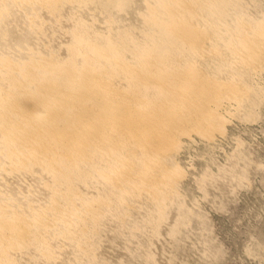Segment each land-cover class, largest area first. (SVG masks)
I'll return each instance as SVG.
<instances>
[{
	"label": "bare ground",
	"instance_id": "6f19581e",
	"mask_svg": "<svg viewBox=\"0 0 264 264\" xmlns=\"http://www.w3.org/2000/svg\"><path fill=\"white\" fill-rule=\"evenodd\" d=\"M5 1H10V4L12 1L19 3L21 7L45 9L46 12L54 14L55 17V13H59V9L66 5L74 4L75 6V3H78L80 7V4L82 5L84 2L87 4L92 0ZM5 1L4 3L7 4L8 2ZM106 1L109 4H115L117 0ZM153 3V5L148 4L147 13L144 14L143 21L146 25L142 31V40H134L128 32H125L121 39L117 40L118 42L99 34H94L93 37L95 38L92 39L88 36L90 34L86 27H78L76 23L77 27H74L75 30L74 32L72 30L70 35L72 42L67 46V54L70 55L64 61L57 60L50 54L51 52L46 51L47 55L43 50L36 52L35 49L33 50L28 46L17 49V52L12 51L13 54L6 52L0 54V166H3L1 162H5L12 174L15 171L22 173L37 166L42 171L47 172V175L50 174L54 179L52 181L56 184L62 182L66 184L67 182L68 185L71 178L68 176L69 174L73 177L78 174L77 176L80 175V178L82 175H86V177L87 175L93 177L95 175L106 181L108 185L110 184L115 191L122 192L127 187H131L134 192L141 193L143 191L147 193L148 196H152L151 198L156 202L155 204L158 205L159 209L163 208L159 199L170 194L175 196L176 191L174 190L180 180H178V170L171 167V162H173V156L176 155L180 145H182L181 142L193 134L206 139L211 138L217 131L221 132L224 125L222 118L224 117H221L223 114L218 113L219 109L231 101L240 102L239 96L246 91L242 85L245 92L242 91L239 84H226V81L220 82L223 81L222 79L219 80L218 78L219 81L212 79L210 73H215L214 70L208 72L211 76L209 78L206 76L208 74L204 73L203 68L199 67V59L202 61L206 57L208 59V54L212 53L208 52V42L212 38L209 32H215L211 30L212 26L208 29L211 31L208 32V26L203 29L204 23H202L203 28L198 25L202 19L204 20L203 16L210 14L206 15L202 11L216 8L215 3L212 4V0H155V2L153 0ZM5 4L4 6H6ZM4 6H0V18L9 14L8 6L5 8ZM70 7L72 9V6ZM12 10L14 11V9ZM34 12L36 11H33L32 15L35 14ZM39 12L35 14L37 17ZM10 13L12 12L10 11ZM219 13L220 10L218 13L216 12L218 14L216 17L219 16ZM212 15L215 16V13ZM212 15L210 14L211 18ZM11 16L9 17L11 18ZM5 18H1L0 22ZM8 19L7 17L6 20ZM35 20L32 19L33 23L36 22ZM3 21L1 24H4ZM203 22L206 23V21ZM209 22L207 23L209 24ZM239 25L241 26V24ZM245 27L246 29L249 28ZM261 27L253 33L254 38L251 36L253 34L250 35L253 38L251 39L252 50L250 53L248 52L250 45H244L250 41L248 38V40L243 39L245 37L243 35L246 34L241 35L243 37L240 39L247 41V43L241 42L242 44H240L241 40H239L241 48L238 50L242 56L236 54L239 57V60L236 61H241L239 62V64H243L241 68H245L241 72H250L249 69L252 70V68L249 66L255 67L256 62L261 60L260 56L252 54L264 48V27ZM33 28H29V30L34 31L35 28ZM253 29L250 28L248 32L251 33L250 30ZM37 30L34 31V35H38L35 34ZM41 30L38 31L39 34ZM242 31L241 33H243ZM31 33L33 32L31 31ZM40 36L42 35L40 34ZM3 37V41L0 40L2 41V43L0 42L1 45L4 43L5 37ZM246 37L248 36L246 35ZM236 42L238 43V40ZM231 46L230 48H232ZM230 48H228V52H230ZM235 49L234 52L238 51ZM217 51H215L216 54ZM231 52L234 53L233 50ZM220 54L223 53L219 52ZM259 57L260 60H258ZM259 63L257 62V64ZM236 64L239 65L237 62ZM200 65L202 67V64ZM222 65L221 67L224 69L226 65ZM210 66L212 67V65ZM230 68L227 69L230 70ZM232 68L237 72L238 68ZM214 69H217L216 66ZM219 69H221V73L224 72L222 68ZM227 72L229 74L230 71ZM220 74L215 75L220 77ZM232 74H235L234 71ZM237 81L235 82L237 83ZM31 173L33 172L31 171ZM34 174H36L35 171ZM84 176L82 178H85ZM49 179L51 180L50 177ZM75 179L73 178L74 181H76ZM81 179L78 181L81 182L83 180ZM54 183L52 182L50 185L52 186L51 191ZM60 184V187L65 185ZM55 187L52 199L50 198V202L47 204L51 211L39 209L40 211L37 210L39 212H36L35 206L30 207L31 205H29L35 212L33 216L30 213V216H25L22 214L23 211L16 214L13 204H19L15 202L17 200L13 201L12 198V202H15L12 204L13 208L12 202L10 203L11 198L4 201L3 198L6 195L0 193L2 197L4 196L0 198L7 202H0V264H3L7 257L9 258L8 252L15 246H30L37 238L38 243V236L42 233L40 230L45 232V230L50 231L55 228L58 230V227H63L64 230L68 227L72 228L74 218L76 220L75 226L80 224V220L84 217L76 218L78 215L73 211L77 208L73 204L75 199L70 197L72 195L76 197V193L72 191L73 194L65 197L69 193L66 192L73 187L70 190L66 187L64 190L61 187L66 191H62L64 192L63 195ZM79 200H76V203ZM26 201L22 203L25 204ZM90 204L86 206L87 208L82 205L87 212H84V216L94 212V204ZM84 205L86 204L84 203ZM17 207L20 206H16V209ZM72 207L75 208L72 209ZM19 209L21 210V208ZM27 209L29 208L27 207ZM61 209L66 210V212L67 209L71 210L69 212L70 217L58 215L57 212ZM86 218L88 219V217ZM78 229L76 230L78 231ZM68 232L71 235L70 229ZM38 233L39 235L36 236ZM81 239L79 238V240ZM64 240L66 241V239Z\"/></svg>",
	"mask_w": 264,
	"mask_h": 264
},
{
	"label": "rangeland",
	"instance_id": "374dc122",
	"mask_svg": "<svg viewBox=\"0 0 264 264\" xmlns=\"http://www.w3.org/2000/svg\"><path fill=\"white\" fill-rule=\"evenodd\" d=\"M4 1L0 0L1 7L4 6ZM105 1L92 0L87 4L84 2L85 6H83L84 3L80 4V7L78 3H75V6L74 4L70 5L72 9L66 5V8L63 7L64 9H59V13H55V17L45 9L33 8L35 9L33 10L32 7H21L19 3L12 1L13 3L10 4V1H5L8 2V5H5L11 7H7L9 12L6 10V13L8 12L12 16L10 18L9 14H5V17L9 18L8 20L4 15L1 16V18H5L2 21H6H3L4 24H1L2 21L0 22V40L3 36L6 40L3 37L2 45L3 39L0 41V54L3 52L13 54L17 52V49L28 46L35 49L36 52L38 50L39 52L45 51V54L51 52L50 54L57 60L64 61L70 55L67 54V46L71 44L70 35L72 30L74 32V27L77 26L86 27L90 34L88 36L92 39L95 38L94 34H99L118 42L117 40H120L122 35L128 32L134 40H142V31L146 25L143 21L144 14L147 13L148 4L151 5L153 0H117L115 4ZM212 2V4L215 3L216 8L210 9L213 14L215 13V16L208 9V11L202 12H205L206 15L210 13L212 18L209 14L203 16L204 20L202 19L201 23L198 21L200 28H203L202 23H204L203 29L208 26V31L212 26L211 30L215 32L208 31L212 36L211 39L209 37L208 52L212 53L208 54V59L204 58V62L199 59V67L203 68L209 78L212 76V79L217 81L222 79L221 83L226 81V84H239L241 89L243 86L246 92L243 89L242 91L246 94L239 96L241 103L237 99V103L231 101L219 109L218 113L223 114L221 117H224L222 118L224 125L221 132L217 131L213 134L212 139H205L200 135L193 134L190 138L184 139L183 143L181 142L182 145L171 162V167L178 170V180H180L174 190L176 191L175 196L170 194L159 199L160 205L163 207L159 209L151 198L152 196H148L143 191L138 193L134 192L131 187H127L125 192L119 190L116 192L110 184L108 185L106 181L95 175L94 177L87 175L88 178L86 175H82L85 177L81 176L82 180L80 175L77 176L78 174L76 177L81 179L82 183L76 177L67 174L71 177L69 184L62 182L65 185L61 187L64 190V187L68 190L73 188L66 192L59 186L60 183L56 184L52 181L54 179L50 174L47 175V172L37 166H35L36 169L32 167L22 173L14 170L15 172L12 174L8 164L1 162L3 166H0V193L6 196L3 198L4 196L2 197L0 194V197L4 201L11 198L10 203L12 198L13 201L17 200L15 202L19 204L11 203L12 207L15 205L16 214L23 211V215L28 216L30 213L33 216L35 212L30 207L34 206L36 212H39V209L51 211L47 204L50 202V198L52 199L56 186L55 188L59 189L61 191L59 193L62 195L64 192H69L68 195L65 193L67 195H64L65 197L71 195L72 191L76 193V197L70 196L75 199L73 204L77 207H72V209L75 208L73 211L78 215H75L76 218L84 217V221L80 220V224H76V226L74 218L73 229L68 227L70 232L73 230L71 235L68 232L69 229L65 228V232L63 227H58V230L56 228V230H45V232L40 230L43 240L38 233L36 235H39L38 243L36 237L37 239L30 246L22 245L23 247L13 246L15 249L9 248L11 250L8 249L9 258H6L5 264H264V48L252 53L260 56L262 60L259 57L258 60L261 62L257 61L262 66L257 62L255 67L249 66L254 70L253 73L250 69V72H241L245 68H241L243 66L242 63L239 64L241 61H236L239 58L237 55H241L238 50L241 48V42L247 43L244 40L248 38L249 40H247L250 42L244 45L251 46V39L255 36L253 33L258 31L261 24V28L264 27V0H212ZM227 2L228 4H226ZM219 10L217 18L216 12L218 13ZM33 11H36L35 14L39 12L38 17L35 14L32 15ZM20 13L21 15H19ZM203 13L202 15H205ZM30 18L33 20L36 18V22L33 23ZM203 21L210 22L207 25ZM261 21L263 22L261 23ZM211 23L212 25H210ZM244 25L249 28L246 29ZM27 26L31 29L35 26L33 29L34 31L38 29L37 33L35 32L38 35H34V31L29 30ZM240 27L242 29H239ZM250 28H254L250 30L251 33L248 32ZM39 30L42 31H40L42 36L38 32ZM239 30H243V33L238 32ZM241 35L245 36L244 40H241L243 37ZM85 36L88 37L86 34ZM239 40H241L240 44ZM250 46L249 53L252 50V46ZM235 47L238 51L234 52ZM210 48H212L211 51ZM228 48L231 49L230 52H228ZM213 49L219 50L217 54ZM232 50L235 55L231 52ZM219 52L223 54L219 55ZM231 53L232 55H230ZM213 57L215 62H213ZM233 62L235 64L237 62L239 65L236 64L235 67ZM214 64L217 69H214ZM221 64H223L222 66L226 65L227 68L231 67L230 70L224 67L231 73L227 74L228 72L221 67ZM227 64L230 66L228 67ZM207 65L209 71H206ZM232 67L238 68L240 73L238 70L237 73ZM219 68H222L226 73L223 74V71L221 73ZM232 69L235 74H232ZM213 70L215 73L212 72ZM208 72H212L211 76ZM215 74H220V77ZM236 80H238L237 83ZM242 99L243 101H241ZM73 178H76V181ZM52 182L55 185L51 191ZM70 183L73 185L72 187ZM1 198V203H7ZM79 199L82 201L80 202ZM76 200H79L78 203ZM25 201V204L22 203ZM20 203L22 204L20 205ZM90 203L94 204L95 210L92 212L94 214L88 213L89 215L84 216L85 208L91 205ZM26 205L29 209L25 207ZM29 205L31 206L29 207ZM16 206H20L17 209L21 208V210L18 211ZM75 210H78L80 215ZM10 211L12 212V210ZM65 212L66 210L61 209L57 214L70 217L71 210L67 209ZM77 228H79L78 231ZM59 230H63L64 233L63 231L57 232ZM79 238L82 239L79 240ZM37 250L39 251L37 252Z\"/></svg>",
	"mask_w": 264,
	"mask_h": 264
}]
</instances>
